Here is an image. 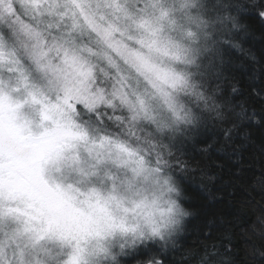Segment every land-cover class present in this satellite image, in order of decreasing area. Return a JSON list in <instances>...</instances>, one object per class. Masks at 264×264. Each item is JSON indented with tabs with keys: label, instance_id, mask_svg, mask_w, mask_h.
Here are the masks:
<instances>
[{
	"label": "snow or ice",
	"instance_id": "1",
	"mask_svg": "<svg viewBox=\"0 0 264 264\" xmlns=\"http://www.w3.org/2000/svg\"><path fill=\"white\" fill-rule=\"evenodd\" d=\"M254 126L264 0H0V264H236L184 182L219 198Z\"/></svg>",
	"mask_w": 264,
	"mask_h": 264
},
{
	"label": "trees",
	"instance_id": "2",
	"mask_svg": "<svg viewBox=\"0 0 264 264\" xmlns=\"http://www.w3.org/2000/svg\"><path fill=\"white\" fill-rule=\"evenodd\" d=\"M255 47L259 51L261 44L257 40ZM242 88L247 87V80L241 76ZM259 106V100L255 101ZM250 143L242 149L241 165H228L224 169L213 166L212 171L217 180L212 185V192L219 194V198L209 199V194L201 186L199 176L185 180V204L195 215L190 218L189 231L184 244L193 246L203 239V226L209 216L216 218L218 226L234 224V252L236 264H250L251 244L261 243L259 236H250L248 228L264 214V189L257 182V178L264 173V128L254 126L249 133ZM199 159V157H195ZM240 175H234L236 169Z\"/></svg>",
	"mask_w": 264,
	"mask_h": 264
}]
</instances>
